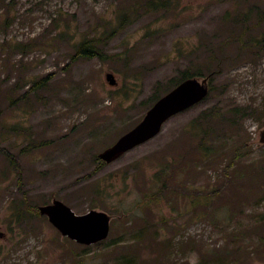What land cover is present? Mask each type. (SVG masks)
<instances>
[{
  "label": "rangeland",
  "instance_id": "obj_1",
  "mask_svg": "<svg viewBox=\"0 0 264 264\" xmlns=\"http://www.w3.org/2000/svg\"><path fill=\"white\" fill-rule=\"evenodd\" d=\"M148 2L0 0V264H264V0ZM184 74L207 97L99 160ZM54 202L107 238L61 236Z\"/></svg>",
  "mask_w": 264,
  "mask_h": 264
},
{
  "label": "water",
  "instance_id": "obj_2",
  "mask_svg": "<svg viewBox=\"0 0 264 264\" xmlns=\"http://www.w3.org/2000/svg\"><path fill=\"white\" fill-rule=\"evenodd\" d=\"M113 85L112 76H106ZM207 80L197 78L183 80L172 90L158 98L145 112L140 122L131 130L119 137L116 142L98 155V159L109 164L156 137L163 125L173 116L184 112L202 102L208 95ZM260 144H264V129L260 133ZM40 215L47 217L48 222L61 236L83 246H91L105 240L109 233V217L104 212L91 210L77 215L61 202H54L38 208Z\"/></svg>",
  "mask_w": 264,
  "mask_h": 264
},
{
  "label": "trees",
  "instance_id": "obj_3",
  "mask_svg": "<svg viewBox=\"0 0 264 264\" xmlns=\"http://www.w3.org/2000/svg\"><path fill=\"white\" fill-rule=\"evenodd\" d=\"M170 4H171V2H169V0H150V2L147 3V7H149V9H154L156 11H160V10L168 9ZM121 18H124L121 20L122 21L121 23H123L125 20V17H121ZM98 51L99 50H98L97 43L94 40L83 38L80 42H78L76 44L74 54L72 55L70 61L75 62L79 59L98 58L99 57ZM195 76H198V75L184 74L180 82H182L183 80L189 79V78H195ZM208 77L209 76H207L206 78H208ZM48 79H49V77H45L42 80H40L39 82L34 83L32 85V89H36V88L44 86L48 82ZM179 83H177L176 85H178ZM5 156L8 159L9 163L14 166L15 164H13L14 163L13 158L11 156H8L7 154H5ZM34 213L41 216L38 209H34L33 214ZM15 215H16V219H15L16 224H19L21 221L20 220L21 213L16 212Z\"/></svg>",
  "mask_w": 264,
  "mask_h": 264
},
{
  "label": "flooded vegetation",
  "instance_id": "obj_4",
  "mask_svg": "<svg viewBox=\"0 0 264 264\" xmlns=\"http://www.w3.org/2000/svg\"><path fill=\"white\" fill-rule=\"evenodd\" d=\"M207 84H208V82H207ZM208 91H209V89H208Z\"/></svg>",
  "mask_w": 264,
  "mask_h": 264
}]
</instances>
